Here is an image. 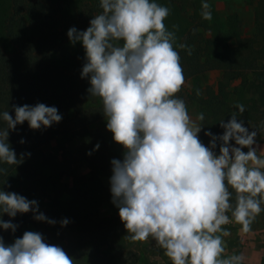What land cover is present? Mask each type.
Wrapping results in <instances>:
<instances>
[{"label": "clouds", "instance_id": "1", "mask_svg": "<svg viewBox=\"0 0 264 264\" xmlns=\"http://www.w3.org/2000/svg\"><path fill=\"white\" fill-rule=\"evenodd\" d=\"M99 6L102 12L86 30L73 27L67 36L82 44L81 76L89 78L88 93L102 101L107 130L124 149L122 160L111 161L110 192L128 238L143 242L151 237L171 264H242L243 255L225 256L224 237L231 232L224 226L234 222L241 233H250L264 210V156L258 155L257 133L233 114L220 122L222 135L204 133L211 137L205 146L198 136L203 113L194 121L177 98L185 77L175 33L164 23L169 9L154 0H99ZM201 7L203 18L211 20L209 4ZM237 108L245 111L242 104ZM14 113V118L0 113L7 123L0 130V162L8 165L20 163L7 143L9 130L24 122L38 130L62 119L56 107L43 103L14 106ZM217 141L219 155L213 151ZM29 211H37L35 200L0 190V217ZM34 219L55 223L42 213ZM16 227L0 219V230L15 232ZM0 264L74 260L61 247L45 243L41 234L26 231L11 245L0 236Z\"/></svg>", "mask_w": 264, "mask_h": 264}, {"label": "trees", "instance_id": "2", "mask_svg": "<svg viewBox=\"0 0 264 264\" xmlns=\"http://www.w3.org/2000/svg\"><path fill=\"white\" fill-rule=\"evenodd\" d=\"M171 1L183 11L190 12L191 26L183 34L180 44L185 47L179 46L176 50L180 56L185 82L195 80L210 71L219 74L218 90L208 89L205 97L195 99L200 113L204 115V120L199 121L202 126L200 140L211 142V137L204 135L208 131L213 136L222 135L220 122L227 123L233 114H237L245 127L250 124L264 126V5H259L253 31L249 35L237 30L236 18L228 17L223 25L226 29L212 37L207 34L210 27L203 20L196 0ZM10 11L4 28L15 53L6 55L0 49V113L8 111L14 118V106L43 103L56 107L62 119L38 130L30 129L27 122L9 130L7 143L20 163L8 165L0 162V168L4 169L0 172V190L16 193L28 201L35 200L37 211L18 213L15 217L4 214L0 219L17 227L15 232L0 230V236L5 245H11L26 231H32L41 234L45 243L60 247L57 235L61 231V222L65 219L68 222L74 220L75 206L85 205L88 191L86 183H73L72 189L68 186L60 189L55 181L48 180L39 169H32L28 160L42 147L58 138L75 140L78 144L89 147L98 140V135L90 127L106 118L102 102L98 97L93 99L88 93L89 78L81 76L85 56L75 59L63 56L64 41L59 37L55 21L46 5L39 0H11ZM101 12L99 3L80 6V31L86 30L90 26V20ZM234 82L238 84L233 86ZM230 87H233L232 91ZM235 92L242 94V100L249 95L247 101H233L231 95ZM187 95L181 89L177 98L184 100ZM194 96L193 92L192 97ZM240 104L245 108L242 114L237 108ZM2 129H7V123L0 119V130ZM219 145L217 141V146ZM74 190L81 192V195L78 194V204L73 199ZM67 192L72 194H68V202ZM234 199L233 194V203ZM261 205L264 207V203ZM44 207L46 209L43 211ZM41 213L55 221L54 224H46L47 230H44V222L34 219V215ZM67 250L74 264H97L96 255L80 245L70 246Z\"/></svg>", "mask_w": 264, "mask_h": 264}, {"label": "rangeland", "instance_id": "3", "mask_svg": "<svg viewBox=\"0 0 264 264\" xmlns=\"http://www.w3.org/2000/svg\"><path fill=\"white\" fill-rule=\"evenodd\" d=\"M46 5L52 19L55 21L57 33L63 39V56H70L72 59L85 56V51L80 42L73 44L67 32L70 28H75L80 32L78 19V10L82 5H95L99 0H39ZM161 6L169 9V15L164 21L166 28L175 33L174 48L177 50L181 44L183 34L191 26L190 12L180 9L175 2L171 0H154ZM209 4V11L212 14L211 20H205L210 27L208 35L217 36L226 29L223 27L228 17L236 18L237 30L249 35L253 31L255 16L259 5H264V0H196V5L202 11V3ZM11 0H0V49L6 55L15 53V48L5 33V20L10 15ZM122 43V42H121ZM218 73L210 71L203 74L195 80H188L184 83L182 89L189 115L196 118L200 114L196 98L206 96L208 89L218 90ZM238 82L232 85L236 86ZM233 90V87H230ZM195 96L192 97V93ZM199 92V95H197ZM249 95L244 96L235 92L231 95L233 101H247ZM93 99L97 97L92 96ZM98 100L102 102L99 98ZM199 123V121H198ZM262 124H250L246 128L249 132L257 133L256 140L264 138V126ZM98 140L89 147L78 144L75 140L58 138L51 141L39 151H37L29 160L28 164L32 169H39L42 174L50 181L65 189L85 182L88 191L86 192L85 205L75 206V219L66 225H61V231L57 235V243L67 253L68 247L80 245L85 250L91 251L96 255L97 264H171L170 260L164 255V250L160 248L154 239L149 237L143 242H133L128 236L118 212L119 209L112 202L110 192V178L112 176L113 159L122 160L124 149L113 141L112 134L107 130L106 119L90 127ZM199 136V133H198ZM200 139V138H199ZM205 146L210 142L201 140ZM234 146V143L230 142ZM99 145L97 148L96 146ZM219 146L213 149L216 155H219ZM264 150V149H263ZM247 151V149H243ZM263 152L258 155L264 156ZM83 179V180H82ZM79 187V186H78ZM66 193V192H64ZM70 194L67 192V195ZM78 194L81 192L74 190L73 199L76 204L79 203ZM72 196V194H70ZM60 197H62L60 195ZM46 199V198H45ZM66 201H70V197ZM235 201V199H234ZM46 203L47 200H44ZM234 204V203H233ZM262 209L264 207L261 205ZM46 208H42L44 211ZM49 220V216L43 213ZM229 216L231 214L229 213ZM264 223V210L256 217L252 226L261 227ZM44 222V230L46 229ZM73 227V229H69ZM227 230H236V224L230 223L224 226ZM240 229V228H239ZM238 230V229H237ZM247 246L236 251V255H243L242 264H251L248 260ZM231 254H234L231 252ZM225 253V256L231 255ZM258 264H264L259 261Z\"/></svg>", "mask_w": 264, "mask_h": 264}, {"label": "crops", "instance_id": "4", "mask_svg": "<svg viewBox=\"0 0 264 264\" xmlns=\"http://www.w3.org/2000/svg\"><path fill=\"white\" fill-rule=\"evenodd\" d=\"M195 121L196 118H193ZM256 146L259 150L264 149V138L256 140ZM264 154V152L262 153ZM240 226L236 224V230L231 231V235L224 237L226 252L228 254L236 253L237 250L247 246L248 260L251 264H258L259 261H264V223L261 227L252 226L250 233L244 234L240 232ZM238 229V230H237Z\"/></svg>", "mask_w": 264, "mask_h": 264}]
</instances>
